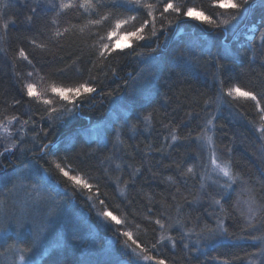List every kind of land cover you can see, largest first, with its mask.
Listing matches in <instances>:
<instances>
[{"label":"trees","instance_id":"obj_1","mask_svg":"<svg viewBox=\"0 0 264 264\" xmlns=\"http://www.w3.org/2000/svg\"><path fill=\"white\" fill-rule=\"evenodd\" d=\"M4 2L10 4L8 13L15 24H9L8 35L5 36L2 45L5 51L0 52V121H6V117L11 115H17L22 120H29V124L26 126L24 147L32 149L36 155L31 152L21 153L18 149L16 152L5 153L0 156V175L10 177L21 167L31 166L32 162L39 159V144L56 145L59 151L54 155L39 159V164L43 169H47L46 175L60 188L59 194L56 193L58 190H55V193L50 196L54 195V200L55 197L59 198L62 194L61 200L65 202L62 203L59 200L60 203L64 206L68 204L70 207L66 219L65 235L62 240L60 238L61 243L59 245L57 243L56 247L45 253L41 260L35 264H121L126 261L127 252L123 250L125 238L117 235L116 228L131 231L133 238L143 248L148 249L147 255L164 259L165 264H223L225 259L232 260L235 257H244L246 253L259 251L258 242L250 239H238L244 234L240 232L237 226L240 222L239 215L232 208V203L237 199V193H232L231 200L228 202L221 201L228 211L227 213H220L218 206H212L209 200L204 201L207 199L206 197L200 199L202 203L205 202L203 206L197 205L196 197L201 195L199 176L187 177L185 184L177 174L176 165L182 161L191 162L188 159V154L189 152L194 154L198 151L196 145H192L190 150L181 147L175 151H166L164 154L153 152L147 156L143 155L146 144L151 142L154 147H159L163 142V137L168 134L169 130L162 127L161 120H164L165 123L171 120L173 125H180L178 134L185 135L188 129L183 126L182 121H187V113L191 112L193 117L200 114V117L203 118L207 112L214 111L211 107L207 110L204 109V100L209 97L215 98L219 93L221 85L214 81L211 75L216 71L215 64L217 61L225 65V70L220 73L225 89L232 85H238L244 90L255 91L258 96L264 95V68L260 67L259 62L256 64L249 62L250 53L247 48L243 49L244 54L235 61L225 60L221 56L225 45L232 47L233 51L239 47L230 33L225 34L211 29L206 23L185 17L182 13L178 17L177 14L170 11L166 14L164 21L165 24L171 22V26L168 28L169 36L166 51H176V56L170 57L166 64L160 66L156 71V78H151L142 72L146 65L142 63V58L138 54L141 52L147 54L151 51L148 47H141L145 41L137 43L134 37L125 36L121 33L119 46L124 49L127 55L117 56L114 54L115 59L109 57V60L104 62L105 68L101 69L98 62L97 67L92 69V75L103 81L100 86L103 87L104 94L96 96L91 102L85 100L72 116V120L67 123H59L57 120L50 124L46 116L45 105L26 95L21 96L24 83H33L37 96L54 99V105L62 108L66 105L63 101L54 98L51 87L53 85L63 88L75 87L79 83L89 81V74L84 72L83 75H78L70 70L68 77L57 75L55 73L56 67H63V64L49 65L43 62L50 58L46 54V50L31 45L28 38L36 39L38 43L48 44V50L58 51L59 55L64 57L65 63L70 64L76 56H81V60L87 64L90 59H95L93 49L89 47L95 42L93 34L96 32L103 34L104 28L88 25L86 15L80 14L83 12L82 9L67 10L59 16H55L52 11H45L44 9L47 8L51 0H39V7L32 24L29 25L26 18L30 15V8L37 5V0H27V3L25 0H19V3L17 0H4ZM76 2L82 3L83 0H76ZM172 2L181 6L182 11L186 7H192L194 9L193 15H199L201 12L204 15H210L224 11L226 14L220 18L228 19L227 13L232 11L230 8L221 10L217 7H211L210 0H172ZM150 3H156V0H150ZM252 3L253 10L249 20L240 24L242 33L246 32V25L251 26L252 23H258L260 16L264 15L261 0H252ZM156 17L158 29L161 23L159 12L156 13ZM144 18L143 13H141L140 19ZM52 19L57 21L56 25L52 24ZM69 22L77 25V29L73 30L74 35L66 34L65 38H61L60 42L63 43L64 47L58 48L57 41L50 39L52 32L49 29L58 26L62 30L63 27L69 26ZM79 27H84L83 33H79ZM132 27L133 24L130 22L127 28L131 30ZM213 32L218 33V36L215 37L216 41L211 46H207L209 43L204 37L211 35L209 38H212ZM145 34L150 36V30L145 29ZM243 40L244 35L242 34L241 43ZM193 41L205 46L207 51L199 58L198 65L190 67L185 64L184 60L178 59V56L180 51L185 50V45ZM161 43L164 44L165 41L161 39ZM21 47L29 54L30 59H33L35 68L39 70L38 73L27 61L13 60ZM85 64H82L81 67H84ZM112 69H115V75H113ZM28 72H33V76L29 77ZM95 83L99 84V80ZM159 86H163L160 87L159 100L162 101L167 98V104L162 106L160 102H157L152 107L147 108L146 111H139L140 115H147L148 112H153L154 115L153 130L151 133L144 132V125L136 119V115L132 111L133 102L141 97L154 95ZM118 98L122 99L120 102V108H122L121 111L115 109L118 114H113L112 111L109 112V109L112 101ZM224 98L229 105V113L216 119L214 140L220 148L225 146L231 148V158L237 171H241L246 178L256 179L262 164L258 159L256 133L250 124L252 121L259 122L255 102L243 98L237 100L226 95ZM18 99L21 100V103L14 104L13 102ZM261 103L264 106V99ZM110 113L112 115L109 118ZM165 113L168 114L167 118L164 116ZM128 116L132 117L130 123L138 125V134L134 135L125 128V134L122 136L125 148L117 152L116 156H123L125 160H129L126 153L136 152L133 146L139 145L140 152L135 155L134 159L129 160L130 163L140 167V175L135 177L134 186L129 169L117 170L114 166H110V161L104 159L113 154L112 145L109 144L108 149L98 150L97 144L94 142L96 140H90L86 134L91 123L101 124L108 121L107 128L103 129V137L112 139L111 136L107 135L109 130L113 126L116 128L123 127L125 125L124 118ZM197 124L198 121L195 118L190 122V127L194 133L199 131ZM11 126L12 130L16 132L20 127L17 123ZM45 132L47 136L44 135ZM133 135L134 138H130ZM33 136H35V143L32 139ZM2 151L0 150V152ZM53 161L60 163L69 172V176H78L82 182L87 181L92 184L94 189L95 186H99L98 193L95 190L91 193L93 202L96 204L95 209L90 207V201L82 194V190L78 189L74 182L64 177L52 163ZM105 168L108 169L107 177H105ZM168 176H172L179 183L177 185L171 184L166 180ZM117 181L119 187L124 188L126 199L119 195L115 183ZM125 182H128L126 188ZM177 187L180 188L179 193L176 191ZM7 188L11 187L7 184L5 190ZM13 194V192L9 194V202L12 204L14 202L10 200H12ZM20 195L16 191L14 199L19 201ZM149 195L152 197L151 201L148 199ZM173 196L176 197L175 201H173ZM100 200L104 201L107 210L112 211L113 215L125 223L116 225L115 222L110 221V218L98 216V212L104 210V206L99 204ZM57 202L56 200L53 204L55 205ZM161 202L165 203L167 214L173 217V220L177 216L176 204H179L182 217L186 219L187 228H192L194 224H199L202 227L205 222L214 227V215L226 216L225 222L229 232V235L224 237L226 241L218 244L213 243L207 248L212 239L198 238L197 235L193 234L182 241L183 244L188 245L187 248H184L181 245L180 231L173 230L172 235L177 241L175 248H172L169 242H165L164 245H158L157 249H152L151 245L158 238V226L154 224L149 226L143 217L149 215L153 219L156 217L164 219L161 216L164 211L161 208ZM18 205L17 208L19 207L18 210H20L21 203ZM240 207L243 208V205L241 204ZM15 208V205L11 207L13 209L11 213H17V208ZM149 208L152 209V212H149ZM209 213H213V215H209ZM229 213L230 215H228ZM197 217H199L198 221L196 220ZM166 223L168 222L166 221ZM136 225H140V227L137 228ZM145 227L148 229L146 234L144 232ZM173 228L178 229L177 227ZM169 231L171 232V229ZM196 231H199V227ZM23 233L27 244H33L36 241V234L33 235L30 231ZM29 235L32 236L33 242H30ZM107 239H113L109 251L106 250L105 246ZM186 239L193 242L195 240L203 249H207L202 252H195L196 248L189 241L186 242ZM21 243L22 249H24L23 245H26V249H30L26 251L28 253L34 248L27 245L26 242ZM103 243L105 245L102 247L101 244L103 245ZM35 251L38 249L35 248ZM234 264H241V261L236 259Z\"/></svg>","mask_w":264,"mask_h":264},{"label":"snow or ice","instance_id":"obj_2","mask_svg":"<svg viewBox=\"0 0 264 264\" xmlns=\"http://www.w3.org/2000/svg\"><path fill=\"white\" fill-rule=\"evenodd\" d=\"M17 2L19 3V0H17ZM25 3H27V0H25ZM210 6L217 7L221 10L230 8L232 11L227 13L229 17L228 19H221L220 17L226 14L224 11L215 12L210 15H204L203 12H201L199 15L193 17L194 9L192 7H186L182 11V7L173 3L172 0H156V3H148L146 0H83L82 3H77L76 0H51L47 8L44 9L45 11H52L55 13V16H59L67 10L82 9L83 12L80 14L86 15L88 25L104 28L103 34L100 32L93 34L95 36V42L89 45V47L93 49L95 59H90L87 64H85V62L81 60V56H76L69 64L64 62V57L59 55L58 51L48 50V44L38 43L36 39L31 37L28 38L29 43L35 45L36 48L46 50V54L50 58L43 62H46L49 65L56 63L63 64V67H56L55 73L57 75L68 77L70 70L78 75H83L84 72H87L89 74V81H92V83L85 81L79 83L75 87L68 88L56 87L53 85L51 87V93L54 98L63 101L66 105L62 108H58L54 105V99L37 96L35 93V85L33 83H24L21 89V96L23 97L26 95L27 97L33 98L35 101L45 105L46 116L50 124L57 120L59 123H64L65 118L72 117L85 100L91 102L96 96H102L104 94L103 87L100 86L103 84V81L100 80L99 77L92 75V69L97 67L98 62L100 63L101 69L105 68L106 65L104 62L108 61L109 57L115 59L116 56H114V54L117 56L127 55L124 49L119 46L121 33L125 36L134 37L137 43L145 41V44L141 45V47H148L151 51L147 54L143 52L138 54L142 58V63L146 65V67L142 69V72L151 78H156V71L160 66L166 64L170 57L176 56V51H166L169 36L168 28L171 26V22L169 21L165 24L164 21L166 20V14L170 11L171 13L177 14L178 17L182 13L185 17L194 18L197 21L206 23L211 29L218 30L225 34L230 33L239 47L233 51L232 47L225 45L224 50L221 53L223 59L235 61L244 54L243 49L247 48L250 53L249 62L251 64L259 62L260 67L264 68V15L260 16L258 23H252L251 26L246 25V32L242 33L240 30V24L249 20L252 13V0H210ZM38 7L39 0H37L36 6L30 8V15L26 18L29 25L32 24ZM261 7L264 8V0H261ZM9 8V3L0 0V18L3 19L2 28L4 30L3 34H0V41H3L5 36L8 35L7 30L9 24H15V21L11 20L9 17ZM157 12H159L161 21L158 29L156 27ZM141 13H143L145 17L144 19H140ZM137 21L139 22L137 23ZM130 22L133 24L131 30L127 28ZM52 24L56 25L57 21L52 19ZM105 25H107V27H104ZM74 29H77V25L71 24L70 22L69 26L63 27L62 30L58 26L49 29L52 32L50 39H55L57 41V47L63 48L64 45L60 42L61 38H65L66 34L74 35ZM145 29L150 30V36L145 34ZM78 31L79 33H83L84 27H79ZM242 34L244 35V40L241 43L240 37ZM212 35H215V32H213ZM113 38H115V40H113ZM161 39L165 41L164 44L161 43ZM4 51L5 49L0 48V52ZM206 51L207 48L205 46L199 45L194 41L189 42L185 45V50L179 52L178 59L184 60L185 64L190 67H195L199 64V58ZM15 59L27 61V63L33 67L34 71L38 73L39 70L35 68L33 59H30L29 54L23 47L19 48L18 53L13 60ZM82 64H85V66L81 67ZM215 69L216 71L211 75L213 80L218 82L221 87L215 98L209 97L204 100V109L207 110L211 107L214 111L218 110L225 95L237 100L243 98L255 102L259 122L252 121L250 124L252 130L256 133V141L259 145L258 159L262 164L259 176L256 179L251 177L246 178L241 171L236 170V166L231 158V148H228L227 146L220 148L217 145L213 139L216 135V125L214 123L216 115L214 114V111L207 112L203 118L200 117V114L193 117L191 112L187 113V121H182L183 126L188 129L185 135L178 134L180 125H173L171 120L167 123H165L164 120H161L160 123L162 127L169 130L168 134L163 137V142L159 147H154L151 142L146 144L143 150V155L147 156L153 152L164 154L166 151H175L181 147L190 150L192 145H196L198 151L194 154L190 152L188 154V159L191 162L182 161L180 164L176 165L177 174L182 178L183 183L185 184L187 183V177L195 178L199 176L201 195L197 196L196 200L199 201L206 196L211 205L219 207L220 213H227L228 211L225 209L221 201L224 200L225 202H228L231 200V194L234 192L237 193V199L232 203V208L239 215L240 222L237 226L239 227L240 232L244 234L238 237V239H250L254 242H258V252L246 253L244 257H235L232 258V260L225 259L223 264H234L236 259H239L241 264H257V261L251 259V257H259L260 264H264V106H262L261 103L262 99H264V95L258 96L255 91L244 90L238 85H232L225 89L223 86L224 82L220 77V73L225 70V65L217 61ZM112 73L115 75V69H112ZM33 74V72L27 73L29 77L33 76ZM106 74L107 73L105 72V75ZM197 74L199 75V73ZM17 75H19V73H17ZM97 80H99V84L95 83ZM160 87L163 86H159L154 95L141 97L133 102L132 111L136 115V119L144 125V132L151 133L153 130L154 115L153 112H148L147 115H140L139 111H146L147 108L152 107V105L157 102H160L162 106L167 104V98L162 101L159 100ZM13 103L20 104L21 100H15ZM164 116L167 118L168 114L165 113ZM194 118L197 119V127L200 129L195 133L190 127V122ZM131 119V116L125 117V125L123 127L116 128L113 126V128L109 130L107 135L111 136L112 139L106 137L104 139H97L94 142L97 144L98 150L108 149L109 144L112 145L113 154L104 159L110 161V166H114L117 170H123L124 168L129 169L134 186L135 177L140 175V167L130 163L129 160L134 159L135 155L140 152L139 145L133 146L136 149V152L126 153L129 160H125L123 156H116L117 152H120L125 148V142L122 139V136L125 134V128L134 135L138 134V125L130 123ZM14 123L20 125L17 129V132L19 133L18 138L14 139L11 145L4 146L3 151L0 152V156H3L5 153L14 152L17 149L21 153L27 154L31 152L33 155H36L32 149H26L24 147L26 142V126L29 124V120H22L17 115H11L6 117V121H0V129L11 137L13 136V133L10 131L9 126ZM44 135L47 136V133L45 132ZM134 135L130 138H134ZM32 139L35 143V136H33ZM38 147L40 151L39 159H44L46 156L54 155L59 151L56 145H50L47 143L39 144ZM39 159L31 163L28 174H24V172L21 171L17 173L14 178L0 175V211L7 214L10 208L14 207V204H10L9 202V194L17 188L23 189L34 204H38L39 201L44 198V189L39 187V183L41 172L47 174V169L42 168L39 164ZM52 163L55 164V167L64 177H67L69 181L74 182V185L82 190V194H84L86 199L90 201V207L95 209L96 204L93 202L91 193L93 190L98 193L99 186H95L94 189L92 184L87 181L82 182L78 176H69V172L66 171L60 163L55 161ZM209 169L215 174V179L209 174ZM104 172L105 177H107L108 169L105 168ZM221 178H226L223 183L220 182ZM30 179H35L37 182L26 185L24 182ZM166 180L173 185L179 183L172 176H168ZM9 182H12V187L5 190V185ZM115 183L117 184L119 195L126 199L124 188L119 187L118 181ZM127 186L128 182H125V188ZM210 188L218 189L215 195L209 191ZM62 191H64V189H62ZM176 191L179 193L180 188L177 187ZM216 196H219V198H216ZM148 199L151 201L152 197L149 195ZM175 200L176 197L173 196V201ZM27 203L28 201L26 200L25 204ZM99 204L104 206V210L98 212V216L101 218H110V221L115 222L116 225H122L125 223L118 219L116 215H113L112 211L107 210V206L104 205L103 200H100ZM241 204L243 205V208L240 207ZM161 208L164 209L161 213V216H163L164 219H161L160 217L153 219V217L149 215L143 217V220L146 221L149 226L153 224L158 226V238L156 242L151 245L152 249H157L158 245H164L165 241H168L172 248L176 247V239L169 234V229L172 227H177L179 229L181 233V242L193 234L197 235L198 238H205L207 240L217 238L221 235L224 237L229 235L228 226L225 222L226 216L219 214L214 215V227L205 222L202 227L199 226V224H194L192 228H187L186 219L182 217L179 204H176L177 216L174 220L173 217L167 214V207L164 202H161ZM149 212H152L151 208H149ZM209 215H213V213H209ZM228 215H230V213ZM196 220L198 221L199 217H197ZM166 221L168 223H166ZM136 227L139 228L140 225H136ZM197 227H199V231H196ZM147 231L148 229L145 227V234ZM115 232L117 235L125 238L123 242V250L129 254L131 264H142V261H155V264H165L164 259H157L155 256L146 255L145 253H147L148 249L143 248L141 244L133 238V233L131 231L116 228ZM5 244H7L6 239L0 242V246ZM10 247L21 253L30 250L15 248V245H11ZM183 247L187 248L188 245L183 244ZM137 249H139V252ZM25 259L24 255L20 256L22 262H25ZM27 264H35V262L29 260L27 261Z\"/></svg>","mask_w":264,"mask_h":264},{"label":"rangeland","instance_id":"obj_3","mask_svg":"<svg viewBox=\"0 0 264 264\" xmlns=\"http://www.w3.org/2000/svg\"><path fill=\"white\" fill-rule=\"evenodd\" d=\"M146 2L150 3V0H146ZM197 16V14H194L193 17ZM194 19V18H191ZM196 20V19H195ZM200 22V21H198ZM2 23L3 19L0 18V34H3V28H2ZM247 31V29H246ZM211 36V35H210ZM209 36V37H210ZM216 36H218V33L215 32V35H212V38L209 37H204L207 38L206 42L209 44L207 46H211L214 41H216ZM214 37V38H213ZM130 39V38H129ZM127 39V40H129ZM3 41H0V48L3 46ZM226 98L223 97L222 103L219 105L218 110L214 111V114L216 115V119L223 115L229 113V105L227 101L225 100ZM122 101L121 98L115 99L112 101L111 106H110V111H112L113 114H116L117 112L115 109L120 110V102ZM62 105V104H61ZM58 108H61L59 106ZM115 111V112H113ZM112 113H110L109 118L111 117ZM109 114V113H108ZM118 114V113H117ZM123 114V113H121ZM73 117L66 118L65 122L67 123L68 121L72 120ZM216 120L214 121V123ZM216 125V123H215ZM108 126V121L104 123H91L90 127L87 128L89 129L86 131V134L90 140H97V139H104L103 137V129H106ZM10 131L13 133V136L9 137L6 133L3 132L2 129H0V150H3L4 146L11 145L12 141L14 139L18 138L19 133L16 131L12 130V126H9ZM200 130V129H199ZM214 139V137H213ZM259 147V145H258ZM15 150L14 152H16ZM258 156H259V151L257 148ZM22 168V169H21ZM20 169L17 170L16 173H13L10 177H15L17 173L23 171L24 174H28L30 166L23 168L21 167ZM209 174L213 176L215 179V174L211 172V169L208 170ZM41 178H40V183L39 187L44 189V198L39 201L38 204H34L33 201L28 197V195L23 191V189H15L13 191V198H11L14 202L15 207L17 208V205L19 203L24 204V206L20 205V210H17V213H11V209L5 214L4 212L0 211V242H2L4 239L7 240V244L0 246V264H27V261L32 259L31 261L33 262H38L41 260L43 255L50 251L53 247H56L55 245H58L61 243L60 238L62 240V237L65 235V230H66V219L68 218V204L64 206L65 201L61 200L62 194H60L59 198H56L53 200L54 195L51 197V194L55 193V190H58L56 193L59 194V186L55 184L46 174L41 172ZM224 179L226 178H221V183L224 182ZM37 181L35 179H30L26 180L24 183L26 185L34 184ZM9 187H12V182L8 183ZM200 190V189H199ZM18 191L21 195L19 196V201L18 199H14L15 193ZM209 191L213 193V195L216 194L218 189L210 188ZM206 197V196H205ZM219 197V196H216ZM207 198V197H206ZM51 201H50V200ZM28 201L27 204H25V201ZM58 201L55 205V201ZM62 203H60V201ZM209 200L208 198L204 201ZM51 202V203H49ZM12 204V202H10ZM199 203V204H198ZM197 205L203 206L205 204L202 203L201 200H199ZM59 204V205H58ZM19 206V205H18ZM211 206V205H210ZM213 206V205H212ZM59 207V208H58ZM22 211V212H21ZM179 229L171 228V232L169 231V234L172 235V231ZM25 231H30L33 235L36 234V241L33 242L34 240H31V235H29V240L30 242H33V244H27V240L24 238V233ZM173 236V235H172ZM188 242L189 240H185ZM226 241L224 239V236H218L217 238H214L211 240V244L208 243L207 248L213 245V243H220ZM21 242H26L27 245L33 246V250L28 252H18L15 251L14 248H11V245H15V248H21L20 243ZM168 242V241H165ZM164 242V243H165ZM106 245L103 243L101 246L103 247L104 245L106 246V250H110L111 245L110 243H113V239H107L106 240ZM190 244H192L196 250L195 252H202L206 250L205 248L203 249L199 242L194 240L189 241ZM22 244V243H21ZM54 244V245H53ZM181 245L183 246V242H181ZM26 245H23L24 249ZM35 248L38 249V251H35ZM32 249V248H31ZM185 250V249H183ZM35 251V252H34ZM139 252V249H137ZM146 254V253H145ZM24 255L25 256V262H22L20 260V256ZM147 255V254H146ZM126 261H123L121 264H131V258L129 254H126ZM252 259H255L257 261V264H260V258L259 257H253ZM142 264H155L154 261H142Z\"/></svg>","mask_w":264,"mask_h":264}]
</instances>
